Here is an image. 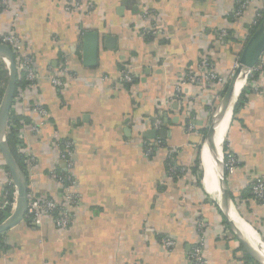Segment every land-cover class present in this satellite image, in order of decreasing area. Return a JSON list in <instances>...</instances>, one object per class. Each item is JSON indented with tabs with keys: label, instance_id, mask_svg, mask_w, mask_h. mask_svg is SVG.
Returning a JSON list of instances; mask_svg holds the SVG:
<instances>
[{
	"label": "crops",
	"instance_id": "0c3cea01",
	"mask_svg": "<svg viewBox=\"0 0 264 264\" xmlns=\"http://www.w3.org/2000/svg\"><path fill=\"white\" fill-rule=\"evenodd\" d=\"M77 1L71 11L73 0L0 6V32L14 28L35 73L27 101L14 114L29 122L36 102L48 111L38 132L25 129L33 157L26 169L29 190L60 201L61 188L48 170L61 167V142L67 140L72 169L60 171L71 175L76 198L67 228L23 220L5 231L0 264H185L200 241L205 264H256L202 183L201 145L223 88L188 77L208 69L232 74L264 0H249L239 15L238 0ZM86 30L98 33L92 65L83 62ZM259 61L261 69L235 102L224 148L234 159L227 183L236 209L264 241V203L251 194L253 180L264 179V54ZM120 73L132 81L119 80ZM52 75L62 86L50 82ZM7 80L8 70L3 92ZM151 129L157 135L145 137ZM156 138L162 145L147 154L144 143ZM197 152L200 183L192 171ZM7 175L0 154V204ZM166 237L172 249L163 245Z\"/></svg>",
	"mask_w": 264,
	"mask_h": 264
},
{
	"label": "built area",
	"instance_id": "2783aa9c",
	"mask_svg": "<svg viewBox=\"0 0 264 264\" xmlns=\"http://www.w3.org/2000/svg\"><path fill=\"white\" fill-rule=\"evenodd\" d=\"M10 1L11 0H0V6L3 9L8 10L11 8ZM248 1L249 0H238L237 1L238 9L235 10L234 12L235 15H239L241 13V11L248 4ZM78 6H79L78 1L73 0L72 5L67 7V10L69 11L74 10V8ZM148 15L149 13L147 11L143 13L144 22L146 21V18ZM142 30L144 33L148 32L147 28L144 25L142 27ZM0 43H3L10 47L14 55V62H15L17 73L21 74L22 79L27 81L29 84L27 87L19 88L17 93L14 94L12 104H11V109H13L14 112H16V107L19 104H24L25 101H27V96H28L26 92L27 88H30L34 84V81H35V73H34V69L32 66V58L24 53L23 48H22L21 38L15 32L13 27L9 28L7 31L0 32ZM263 54H264V50L262 52V55ZM259 62L251 69L248 77L252 76V73L254 71L261 69V65H259ZM5 63L7 65V61H5ZM60 71L67 72L65 66H62ZM68 73L72 76L75 75L70 72ZM230 76L228 78H230ZM248 77L246 81L244 82V84L247 83ZM228 78H225L217 74L212 69L211 70L208 69L201 76L190 75L188 77V80L193 83L216 82L224 89L229 81ZM119 80L124 81V82H130L132 81V77L127 73H120ZM50 82L55 87H60L63 84L62 80L59 77H56L54 75L50 77ZM253 90L261 91L257 86H254ZM31 110L34 113L35 118L30 120L29 122H26L24 120L20 121L21 126L17 133L18 140H17V145H16L17 151L23 155V159H24V162L28 170L31 168L33 164V157L31 153L29 152V150L27 149V144L24 142L25 129H29L31 132H34V133L38 132L40 127H42L45 124V122L47 121V117H48L47 109L38 102L34 103L31 106ZM154 124H155V127H158L160 125V120H157ZM7 129H8V121H7L6 131ZM161 145H162V142L159 138H156L153 141H147L144 143L145 152L149 154L152 152L154 148L160 147ZM61 147L62 148L59 153V159L62 161L61 167L55 166L48 170V176L51 179H53L56 182V184H58V186L61 188L60 201L56 200L54 196H45L43 198L36 197L33 195V192L31 190H28L27 210L25 214V219L28 222V224L32 226H40L46 220L52 221L57 228H61V229L67 228L70 224V215H69L68 207L71 205H75L76 203L75 195L70 189L74 181L71 178L70 174L61 173L60 168H63V170L71 172L73 146L70 141L64 140L61 142ZM233 165H234V159L230 154L227 153L226 154L227 172L232 170ZM7 176H8V179L6 181V184L12 185L13 190H12V198L10 201L5 198L6 193H5V190H3V199H2V203L0 204V213L4 212L5 209L8 208L4 219H6L12 213V211L15 208V201H16V190L13 186V183H12V180L9 174ZM251 194L255 201L264 203V179L255 178L253 180V182L251 183ZM163 245L167 249H172L174 246V241L166 237L163 239ZM202 246H203L202 241H200L191 247L185 264H205V259L202 253L203 251ZM0 249H1V246H0Z\"/></svg>",
	"mask_w": 264,
	"mask_h": 264
},
{
	"label": "water",
	"instance_id": "95a60500",
	"mask_svg": "<svg viewBox=\"0 0 264 264\" xmlns=\"http://www.w3.org/2000/svg\"><path fill=\"white\" fill-rule=\"evenodd\" d=\"M82 47L84 64L92 65L93 63H95L98 47V33L92 30L84 31L82 33ZM263 50L264 15L245 42L238 57V62L231 74V77L229 78V81L224 88L220 99L217 101V104L213 109L203 136V142H205V140H208L209 144L215 149L213 171H215L216 173L219 186V197L215 198L210 194L209 196L217 206L228 228L230 229L236 240L256 264H264V257L257 251L255 246H253L251 242L247 240L245 234L243 232H240L235 220L232 218V214L234 211H236L238 215L239 213L236 209L234 199L228 188L226 169L227 153L225 152L224 148V139L222 140L220 147L217 148L214 133L216 128L221 125V122L225 117L226 111L229 106H231L232 113L235 102L244 86V82L246 81L251 69L259 62ZM0 57L3 58V60L7 61L8 70L7 84L0 101V154L4 160L7 172L11 177L13 186L16 190L15 208L6 219L0 222V234H3L8 229L16 226L24 220L27 210V194L29 185L25 173L17 164L6 142V126L10 114L12 100L15 94L17 71L15 67L13 52L9 46L3 43H0ZM238 82H242V84L237 95L234 96L235 87ZM160 134L163 135V132H159V135ZM155 135H157V131L155 129L148 130L144 134V136L147 138H153L155 137ZM203 188L205 189L204 186ZM227 206L228 209L226 208ZM240 218L242 217L240 216ZM261 241L264 242L262 238Z\"/></svg>",
	"mask_w": 264,
	"mask_h": 264
},
{
	"label": "bare ground",
	"instance_id": "6f19581e",
	"mask_svg": "<svg viewBox=\"0 0 264 264\" xmlns=\"http://www.w3.org/2000/svg\"><path fill=\"white\" fill-rule=\"evenodd\" d=\"M242 82H238L235 87L234 96L237 95ZM233 102V101H232ZM231 102V104H232ZM231 117V106L226 111L225 117L223 118L221 125L216 128L214 137L217 144V148L220 147L222 140L224 139L225 132L228 127V123ZM215 149L209 144L208 140H205L201 145V161H202V183L205 187V191L214 196L215 198L219 197V186L217 182V176L214 168L215 161ZM204 177V178H203ZM229 206V205H228ZM228 206L226 207L228 209ZM232 218L235 220L240 232H243L251 242L253 246L257 249V251L264 257V242L261 241V236L258 232L245 220L240 218L236 211L233 212Z\"/></svg>",
	"mask_w": 264,
	"mask_h": 264
},
{
	"label": "trees",
	"instance_id": "16d2710c",
	"mask_svg": "<svg viewBox=\"0 0 264 264\" xmlns=\"http://www.w3.org/2000/svg\"><path fill=\"white\" fill-rule=\"evenodd\" d=\"M263 15H264V9L260 10L259 14L255 18V21L251 26L252 31L259 24ZM6 76H7V70L4 68V64L0 61V83L5 81ZM251 77L252 76L248 77L247 81H249ZM28 85H29L28 82L23 80V79H20L19 73H17L15 93H17V91L20 87H27ZM223 90H222L221 94L223 93ZM2 94H3V88L0 87V99L2 97ZM20 120H21V118L18 115L14 114V110L11 109L9 117H8V129L6 131V142H7L9 149L11 150L17 164L19 165V167L23 170V172L26 175L27 166L24 162L23 155L21 153H19L16 149L17 140H18L17 133H18L19 128L21 126ZM5 168H6V166H5ZM6 171H7V168H6ZM192 171L195 173V175L197 177V182L200 183L201 174L199 173L200 169H199L198 152H197V157L195 159V165L193 166ZM4 190L6 193L5 198L10 201L12 198V190H13L12 185L5 184ZM7 210H8V208H6L4 212L0 213V221H2L5 218ZM24 220H26V219L24 218ZM223 222H224V220H223ZM1 236H2V234H0V246H1V248H3L4 243L1 241Z\"/></svg>",
	"mask_w": 264,
	"mask_h": 264
},
{
	"label": "rangeland",
	"instance_id": "374dc122",
	"mask_svg": "<svg viewBox=\"0 0 264 264\" xmlns=\"http://www.w3.org/2000/svg\"><path fill=\"white\" fill-rule=\"evenodd\" d=\"M201 167H202V161H201Z\"/></svg>",
	"mask_w": 264,
	"mask_h": 264
}]
</instances>
